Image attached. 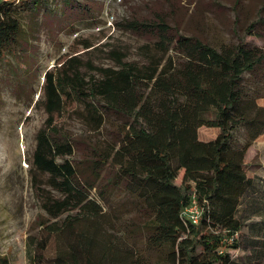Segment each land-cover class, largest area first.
Returning <instances> with one entry per match:
<instances>
[{"label": "trees", "instance_id": "obj_1", "mask_svg": "<svg viewBox=\"0 0 264 264\" xmlns=\"http://www.w3.org/2000/svg\"><path fill=\"white\" fill-rule=\"evenodd\" d=\"M15 7V0H0V58L20 28ZM261 26L263 16L244 31L259 36ZM120 28L151 36L155 52L139 63L112 50L115 67L87 62L96 72L89 76L70 57L46 73L39 101L47 117L35 134L30 166L46 175L49 188L38 186L36 194L47 217H38L29 244L40 262L49 239L62 232L74 243L52 264H141L132 246L108 238L100 225L103 207L91 195V180H102L111 168L107 186L142 200L147 240L169 248L167 264H226L221 257L230 255L242 225L239 208L246 197L256 200L244 167L251 140L247 134L244 143L236 141L234 133L251 122L244 115H251L252 100L264 98V45L240 36L217 47L182 33L161 13L125 19ZM70 99L82 104L80 119L91 130L109 126L102 146L55 122ZM201 127L208 129L200 135ZM142 140V148L121 149ZM80 143L89 149L79 159L74 154ZM180 169L191 180L182 188L173 183ZM193 194L202 208L197 224L180 214ZM0 264H9L5 255Z\"/></svg>", "mask_w": 264, "mask_h": 264}, {"label": "rangeland", "instance_id": "obj_2", "mask_svg": "<svg viewBox=\"0 0 264 264\" xmlns=\"http://www.w3.org/2000/svg\"><path fill=\"white\" fill-rule=\"evenodd\" d=\"M15 5L13 14L20 28L0 58V255L9 264H52L54 256L67 251L74 238L62 232L52 236L40 262L29 244L38 229L36 220L47 217L36 194L38 186L49 188L47 178L30 166L35 134L47 117L39 101L46 73L70 57L78 58L87 76L96 73L87 62L115 67L112 50L125 61H144L155 52L154 39L122 29L120 23L133 17L152 18L155 13L165 15L182 33L217 47L236 42L240 36L251 45L262 46L264 26L255 30L259 36L247 35L244 28L264 17V0H15ZM254 101L261 106L252 108L250 116L244 115L249 123L259 121L260 111L264 114V98ZM82 108L70 99L54 115L55 122L71 136L102 146L109 126L100 132L91 130L80 119ZM205 129L199 128V134ZM208 131L213 135L211 128ZM261 135L250 141L244 158L246 175L253 181L250 193L257 201L246 197L239 208L242 225L233 236L235 246L227 250L230 255L221 257L226 264H264V133ZM247 138L244 128L234 133L236 141L244 143ZM144 144L142 140L121 149L134 151ZM88 149L80 143L74 156L80 159ZM113 173L108 168L102 180H91L96 184L91 195L103 207L100 225L104 234L132 246L141 264H167L169 248L147 240L151 230L143 224L147 215L142 200L123 188L107 186V177ZM190 182L183 169L173 180L181 188Z\"/></svg>", "mask_w": 264, "mask_h": 264}, {"label": "crops", "instance_id": "obj_3", "mask_svg": "<svg viewBox=\"0 0 264 264\" xmlns=\"http://www.w3.org/2000/svg\"><path fill=\"white\" fill-rule=\"evenodd\" d=\"M258 99H254V100H258ZM254 100H252V102L248 105L250 111H252V108L254 107L258 108L259 106H261L260 105L261 103H258V101H254ZM260 114L261 116L258 117L259 121H253V123H248L246 127V132L248 134V137L252 141L260 139V137L262 136L261 134L264 133V123H263L264 114L262 113V111H260Z\"/></svg>", "mask_w": 264, "mask_h": 264}, {"label": "built area", "instance_id": "obj_4", "mask_svg": "<svg viewBox=\"0 0 264 264\" xmlns=\"http://www.w3.org/2000/svg\"><path fill=\"white\" fill-rule=\"evenodd\" d=\"M180 214L184 219L193 224H197L199 222L202 214V208L199 206L194 194L191 196L189 203L182 208ZM229 242H231V238L229 239Z\"/></svg>", "mask_w": 264, "mask_h": 264}]
</instances>
